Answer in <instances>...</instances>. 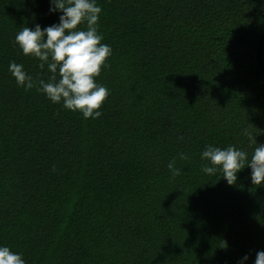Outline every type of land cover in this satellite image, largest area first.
Listing matches in <instances>:
<instances>
[{
  "label": "trees",
  "instance_id": "obj_1",
  "mask_svg": "<svg viewBox=\"0 0 264 264\" xmlns=\"http://www.w3.org/2000/svg\"><path fill=\"white\" fill-rule=\"evenodd\" d=\"M96 3L109 94L84 119L37 91L49 73L13 43L61 13L0 0V245L26 264H253L264 184L246 165L231 185L205 174L200 153L264 143V0Z\"/></svg>",
  "mask_w": 264,
  "mask_h": 264
},
{
  "label": "clouds",
  "instance_id": "obj_2",
  "mask_svg": "<svg viewBox=\"0 0 264 264\" xmlns=\"http://www.w3.org/2000/svg\"><path fill=\"white\" fill-rule=\"evenodd\" d=\"M49 12L61 13L58 23L43 28L39 24L32 28L25 26L15 34L13 43L23 55L36 58L40 69H47L48 79L39 80L37 91L52 103H62L65 109L79 112L84 119L99 118L102 115L99 109L109 91L95 78L102 66L107 67L106 60L112 53L111 46L101 42L103 37L97 31L101 8L96 0H49ZM81 24L84 27L78 28ZM8 71L17 86L25 90L34 86L32 76L22 64L11 61ZM249 139L255 144L250 158L244 150L231 145L226 148L207 145L200 153V159L206 161L201 171L222 173L231 185L246 165L250 168L251 183L264 184V143L257 144L254 137ZM168 167H172L171 163ZM247 259V255L241 257L240 264ZM0 264L26 262L21 253L0 245ZM253 264H264V251H257Z\"/></svg>",
  "mask_w": 264,
  "mask_h": 264
}]
</instances>
